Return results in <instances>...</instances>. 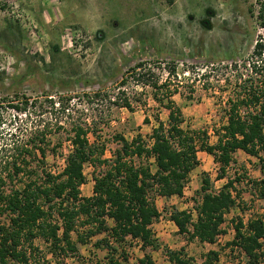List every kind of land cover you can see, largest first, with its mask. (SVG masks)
<instances>
[{
	"label": "rangeland",
	"instance_id": "374dc122",
	"mask_svg": "<svg viewBox=\"0 0 264 264\" xmlns=\"http://www.w3.org/2000/svg\"><path fill=\"white\" fill-rule=\"evenodd\" d=\"M254 1L0 0V112L5 117L0 145L11 143L14 132L27 135L43 127L50 138L49 148L54 145L58 153L48 156L46 168L59 172L72 148L68 137L73 125L87 129L89 142L98 151L104 148L102 158H110L118 148V134L131 139L141 133L147 139L155 118L166 121L168 111L154 100L152 88L137 80L138 72L130 73L139 62L144 63L141 72L145 75L140 80L166 82L159 94L164 101V95L173 91L171 98L184 115L183 127L206 128L212 133L213 125L225 122L223 102L230 89L225 78L231 77L232 64L251 52L256 38L255 11L250 9ZM23 99H28L26 114L14 118L10 105H20ZM214 140L211 135L210 142ZM233 157L225 177L218 179L213 157L199 156L182 196L168 199L150 192L160 211L151 224L159 247L143 248L137 240L128 239L130 243L118 246L116 257L121 259L125 253L124 264H142L140 259L146 257L153 264H173L166 249H183L192 264H202L213 250L218 255L211 264H246L244 253L227 243L239 219L247 223L263 215V201L254 183L262 174L254 156L237 150ZM103 168L84 164L82 196L92 194L93 176ZM206 175L215 190L228 177H238L236 205L225 214L223 232L214 243L188 240L168 223L173 209L188 210L195 218L197 191ZM103 236L79 243V256L56 257L45 241L35 243L44 264H102L108 251L93 243Z\"/></svg>",
	"mask_w": 264,
	"mask_h": 264
},
{
	"label": "trees",
	"instance_id": "16d2710c",
	"mask_svg": "<svg viewBox=\"0 0 264 264\" xmlns=\"http://www.w3.org/2000/svg\"><path fill=\"white\" fill-rule=\"evenodd\" d=\"M250 9L253 14L255 11L256 38L251 52L240 62L235 61L231 77L225 78L226 86H230L223 102L225 122L213 125L212 133L206 128L183 127L184 115L171 98L173 91L164 95V101L159 94L166 82L140 80L145 75L141 72L144 63L139 62L130 73L138 72L137 80L150 86L154 100L168 111L166 121L155 118L156 125L147 139L141 133L131 139L118 134V148L110 158H102L104 148L98 151L89 142L87 129L73 125L68 137L72 148L61 171L53 172L46 168L47 158L58 153L54 145L49 148L50 138L43 127L31 129L27 135L10 134L12 142L0 145V264H44L37 239L48 244L53 256H79V243L86 244L103 233L93 243L108 251L102 264H124L126 254L119 259L115 253L118 246L130 243L128 239L137 240L143 248H158L151 224L160 211L149 193L166 198L182 196L191 170L199 163L200 150L218 164V179L225 177L237 150L254 156L262 174L254 183L264 209V0H255ZM123 104L130 107L127 101ZM27 105L28 99L10 105L13 117L26 114ZM4 122L0 112V136ZM211 135L214 142H210ZM135 158L140 160L138 164ZM85 163L104 166L94 174L89 196L80 193L86 180ZM237 180L228 177L215 190L209 177L204 176L197 191L200 199L195 200V218L185 209H173L169 214L178 232L186 234L188 240L214 243L223 232L225 214L236 205ZM234 231L227 244L244 253L246 264H260L264 256V212L247 223L239 219ZM166 254L173 264H192L183 249H166ZM217 255L208 251L202 264H211ZM140 262L153 264L149 257Z\"/></svg>",
	"mask_w": 264,
	"mask_h": 264
},
{
	"label": "crops",
	"instance_id": "0c3cea01",
	"mask_svg": "<svg viewBox=\"0 0 264 264\" xmlns=\"http://www.w3.org/2000/svg\"><path fill=\"white\" fill-rule=\"evenodd\" d=\"M199 156H203L204 158L206 157H210V155L209 154H207L206 152H204V151H197V158H198V161H199ZM212 161H213V159H212ZM200 163V162H199ZM198 163V164H199ZM197 167V166H196ZM195 167V168H196ZM195 168L194 169H192L191 170V172L193 171V170H195ZM190 172V173H191ZM189 176H190V178H191V175L189 174ZM189 179V178H188ZM187 183H190V182H187ZM185 187H187V186H185ZM185 189V188H184ZM184 192V191H183ZM174 196H176V195H173V196H171V197H168V199H170V198H173ZM163 198H165V197H163ZM168 223H172V226H174L175 228H176V226H175V224L171 221V220H168Z\"/></svg>",
	"mask_w": 264,
	"mask_h": 264
}]
</instances>
